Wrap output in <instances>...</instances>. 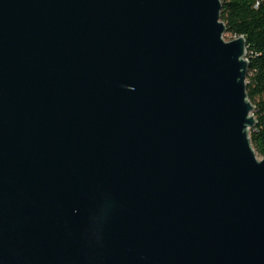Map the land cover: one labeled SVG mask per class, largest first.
Segmentation results:
<instances>
[{"label":"water","instance_id":"obj_1","mask_svg":"<svg viewBox=\"0 0 264 264\" xmlns=\"http://www.w3.org/2000/svg\"><path fill=\"white\" fill-rule=\"evenodd\" d=\"M220 0H0V264H264L245 40Z\"/></svg>","mask_w":264,"mask_h":264},{"label":"trees","instance_id":"obj_2","mask_svg":"<svg viewBox=\"0 0 264 264\" xmlns=\"http://www.w3.org/2000/svg\"><path fill=\"white\" fill-rule=\"evenodd\" d=\"M220 20L231 40H245L248 71L246 94L254 107L255 125L249 130L251 147L264 157V0H220Z\"/></svg>","mask_w":264,"mask_h":264},{"label":"rangeland","instance_id":"obj_3","mask_svg":"<svg viewBox=\"0 0 264 264\" xmlns=\"http://www.w3.org/2000/svg\"><path fill=\"white\" fill-rule=\"evenodd\" d=\"M223 39H224L226 42L231 41L230 37H228V36L225 35V34L223 35ZM255 156H256L257 160H259V161H261V160L264 159V157H260V156H258V155H256V154H255Z\"/></svg>","mask_w":264,"mask_h":264}]
</instances>
